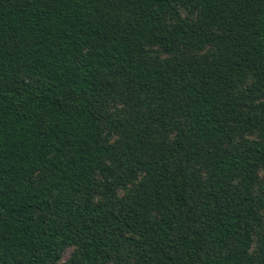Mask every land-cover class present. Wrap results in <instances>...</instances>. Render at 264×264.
<instances>
[{
    "label": "trees",
    "instance_id": "trees-1",
    "mask_svg": "<svg viewBox=\"0 0 264 264\" xmlns=\"http://www.w3.org/2000/svg\"><path fill=\"white\" fill-rule=\"evenodd\" d=\"M263 171L264 0H0V264H264Z\"/></svg>",
    "mask_w": 264,
    "mask_h": 264
},
{
    "label": "rangeland",
    "instance_id": "rangeland-1",
    "mask_svg": "<svg viewBox=\"0 0 264 264\" xmlns=\"http://www.w3.org/2000/svg\"><path fill=\"white\" fill-rule=\"evenodd\" d=\"M166 55H163V57H165ZM264 175V171H263V173H262V176ZM72 252V249L71 248H67L65 251H64V253H63V256H62V258L63 259H67L68 257H69V255H70V253Z\"/></svg>",
    "mask_w": 264,
    "mask_h": 264
}]
</instances>
